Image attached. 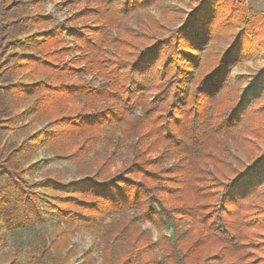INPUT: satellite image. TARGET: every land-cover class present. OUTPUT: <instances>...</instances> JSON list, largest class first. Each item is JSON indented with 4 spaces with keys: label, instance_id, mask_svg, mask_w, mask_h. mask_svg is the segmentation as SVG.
I'll return each instance as SVG.
<instances>
[{
    "label": "trees",
    "instance_id": "16d2710c",
    "mask_svg": "<svg viewBox=\"0 0 264 264\" xmlns=\"http://www.w3.org/2000/svg\"><path fill=\"white\" fill-rule=\"evenodd\" d=\"M43 1L0 0V144L17 132L0 147L6 264H68L83 229L104 264H264V68L231 79L264 52V10L65 0L61 20ZM65 160L70 178L51 168ZM161 222L160 247L143 225Z\"/></svg>",
    "mask_w": 264,
    "mask_h": 264
},
{
    "label": "rangeland",
    "instance_id": "374dc122",
    "mask_svg": "<svg viewBox=\"0 0 264 264\" xmlns=\"http://www.w3.org/2000/svg\"><path fill=\"white\" fill-rule=\"evenodd\" d=\"M63 1L65 0H44L43 4L37 8H34L35 11H43L45 13H49L52 15L53 18L57 19H66L67 17L71 16V14L75 11L74 7L71 6H64L62 5ZM197 1L200 0H165V5L173 7L176 11L181 10L182 12L186 11L188 12L191 8V6L195 5ZM248 8L253 11L258 10H264V0H245ZM152 14L156 15L158 18L160 16V9L158 8H152L151 10ZM173 13V12H171ZM177 13V16L180 15L179 12ZM173 13V14H175ZM182 14V13H181ZM179 24V20L177 19V22H175V25ZM232 34L234 37L232 39H226L227 41L221 43L216 42L214 45H217L215 47L213 45V50H219L220 48H223L226 50L234 41H236V35L238 34V29H234ZM239 63V64H238ZM237 65L232 67L231 70V79L234 80L237 77L242 76L244 78V87L247 86L250 82H253L256 80V77L258 76V72L264 68V52L261 53L259 56L250 57L248 59L239 61ZM88 79H91L94 84H97V80L93 78L92 76H87ZM17 132L14 130H6L2 134V141L0 144V147L4 142H11L16 139ZM24 133V132H22ZM48 153L41 150L38 155H36L33 159V161H37L40 158L47 157ZM120 164L118 165V167ZM51 168L61 170L63 177L70 178L71 175L74 172L75 166L70 161H61L55 162L51 164ZM46 172L40 171L35 174V178L41 177V175ZM32 178V177H31ZM260 199H255L258 203ZM48 226V233L53 231V220H50L47 223ZM149 229L151 232V239L154 242L160 243V247L163 246L164 241L163 238L165 235L169 236L172 234V229L170 225H168L166 222H161L157 225L146 223L143 225V229ZM8 239V245L3 246L0 250V263H8L7 262V256L6 252L10 249L9 242L10 237ZM70 249L72 250V253L69 257V263L68 264H104L102 257L100 256V251L98 250V244H99V234L91 229H83L81 231L76 232L70 237L69 240ZM11 245V244H10ZM87 251H91L90 255H86ZM3 259V260H2ZM5 261V262H4ZM208 264H212L211 262ZM223 264V263H220Z\"/></svg>",
    "mask_w": 264,
    "mask_h": 264
},
{
    "label": "snow or ice",
    "instance_id": "6c2138e0",
    "mask_svg": "<svg viewBox=\"0 0 264 264\" xmlns=\"http://www.w3.org/2000/svg\"><path fill=\"white\" fill-rule=\"evenodd\" d=\"M145 58L150 62L151 61V58L149 57V54L148 53H145ZM261 168H264V162H257ZM251 171V169H250ZM246 180V174H241L240 176H238L236 178L235 181H238V182H244Z\"/></svg>",
    "mask_w": 264,
    "mask_h": 264
}]
</instances>
